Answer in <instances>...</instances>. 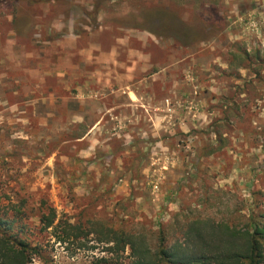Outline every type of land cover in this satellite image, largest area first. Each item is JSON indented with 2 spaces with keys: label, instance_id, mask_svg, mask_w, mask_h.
Instances as JSON below:
<instances>
[{
  "label": "rangeland",
  "instance_id": "374dc122",
  "mask_svg": "<svg viewBox=\"0 0 264 264\" xmlns=\"http://www.w3.org/2000/svg\"><path fill=\"white\" fill-rule=\"evenodd\" d=\"M254 191L264 0H0V205L27 201L37 264L106 255L41 232L43 200L175 240L187 218L248 213Z\"/></svg>",
  "mask_w": 264,
  "mask_h": 264
},
{
  "label": "trees",
  "instance_id": "16d2710c",
  "mask_svg": "<svg viewBox=\"0 0 264 264\" xmlns=\"http://www.w3.org/2000/svg\"><path fill=\"white\" fill-rule=\"evenodd\" d=\"M251 197L248 213L239 209L230 223L187 218L175 240L164 227L156 231L128 229L123 221L119 225L100 219L84 223L83 216L75 224L58 220L56 209L46 200L41 202L37 217L40 231L49 233L57 243L76 245V249L90 242L103 246L106 255L96 264H264V193L254 191ZM8 208L0 205V264H37L45 257L43 249L26 237L30 230L27 201L20 200L13 210ZM128 249L130 254L125 256ZM128 259L130 263H126Z\"/></svg>",
  "mask_w": 264,
  "mask_h": 264
}]
</instances>
